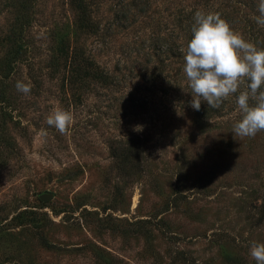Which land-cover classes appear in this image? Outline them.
Masks as SVG:
<instances>
[{"label": "rangeland", "instance_id": "374dc122", "mask_svg": "<svg viewBox=\"0 0 264 264\" xmlns=\"http://www.w3.org/2000/svg\"><path fill=\"white\" fill-rule=\"evenodd\" d=\"M83 1L0 0V264H256L264 131L193 109L183 50L197 11L264 49L259 0Z\"/></svg>", "mask_w": 264, "mask_h": 264}, {"label": "clouds", "instance_id": "9594fccd", "mask_svg": "<svg viewBox=\"0 0 264 264\" xmlns=\"http://www.w3.org/2000/svg\"><path fill=\"white\" fill-rule=\"evenodd\" d=\"M257 10L256 22L264 25V0H259ZM183 51V72L191 89L193 109L199 111L201 101L219 108L239 93L235 102L241 118L233 125V133L250 138L264 131V49L246 41L219 13L197 11L191 38ZM241 85H245V90H240ZM15 87L28 95L32 85L17 81ZM250 99L255 101L254 106L249 104ZM73 123V113L61 108L46 118V124L60 134H66ZM40 134L45 138L47 131L41 129ZM249 255L256 264H264V243L252 242Z\"/></svg>", "mask_w": 264, "mask_h": 264}, {"label": "trees", "instance_id": "16d2710c", "mask_svg": "<svg viewBox=\"0 0 264 264\" xmlns=\"http://www.w3.org/2000/svg\"><path fill=\"white\" fill-rule=\"evenodd\" d=\"M75 2V6L78 9V20L81 25H89L92 21L88 12V8L85 5L83 0H73ZM135 166L138 167L139 161L134 163Z\"/></svg>", "mask_w": 264, "mask_h": 264}, {"label": "water", "instance_id": "95a60500", "mask_svg": "<svg viewBox=\"0 0 264 264\" xmlns=\"http://www.w3.org/2000/svg\"><path fill=\"white\" fill-rule=\"evenodd\" d=\"M40 196H42V197H45V196H46V194H45V193H41V194H40Z\"/></svg>", "mask_w": 264, "mask_h": 264}]
</instances>
